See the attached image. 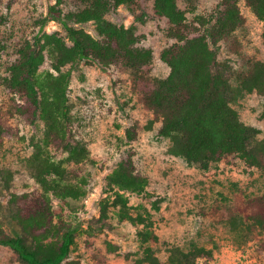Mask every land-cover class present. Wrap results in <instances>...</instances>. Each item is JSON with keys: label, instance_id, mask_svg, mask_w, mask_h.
I'll return each instance as SVG.
<instances>
[{"label": "trees", "instance_id": "16d2710c", "mask_svg": "<svg viewBox=\"0 0 264 264\" xmlns=\"http://www.w3.org/2000/svg\"><path fill=\"white\" fill-rule=\"evenodd\" d=\"M65 1L81 7L65 12L62 7ZM186 1L191 4L194 0ZM241 1L220 0L211 18L206 21L197 18V22L207 23L202 31L188 20L178 0H154L153 14L167 20L166 35L174 40L160 54L170 68L166 78L151 76L153 50L137 47L136 26L107 19L112 9L125 6L137 7L142 20L147 15L145 0H55L49 5L37 34L17 46V57L8 67L6 83L8 91L15 96L8 107L9 113L19 115L30 125L41 121L44 126L43 135L34 142L29 158L40 189L13 194L12 232L0 222V245L11 248L24 264H81L70 259L78 229L56 216L52 202V197L80 199L87 193V178L79 167L89 159L90 153L75 135L68 92L71 71L64 70L80 60L131 70L132 88L152 113L145 128L151 129L159 123L158 134L170 139L171 155L202 170L235 156L246 166L264 171V137L256 142L261 131L244 123L231 105L235 94L229 78L231 66L217 64L216 48L221 42L238 50L235 32L246 23ZM243 1L263 22L264 42V0ZM51 21L60 24L66 35L47 31L46 25ZM89 23L95 26L96 35L86 29ZM47 58L51 67L42 70ZM240 78L242 89L256 91L263 98L264 114V61L242 57ZM139 129L137 123L126 129L130 142L137 139ZM18 134V127L0 116V145ZM134 156V151L128 152L107 176V195L100 201V221L108 225L114 213L118 220L140 227L137 231L142 246L140 262L164 264L151 245L159 241L151 214L133 212L126 195L127 192L142 194L149 184ZM236 198L241 205L230 210L229 215L233 219L237 212L241 213L244 227L261 233L259 250L264 254V194L253 197L238 194ZM146 199L153 209H159V200ZM212 255L213 251L204 246L193 245L187 251L174 247L170 249L167 264H196Z\"/></svg>", "mask_w": 264, "mask_h": 264}, {"label": "rangeland", "instance_id": "374dc122", "mask_svg": "<svg viewBox=\"0 0 264 264\" xmlns=\"http://www.w3.org/2000/svg\"><path fill=\"white\" fill-rule=\"evenodd\" d=\"M53 3L55 0H0V116L19 129L18 136L0 145V222L8 232H12L13 194L40 189L29 158L34 142L42 137L44 130L41 121L30 125L19 115L9 113L8 107L15 96L7 89L8 67L17 57V46L40 30ZM153 4L154 0H145L147 15L142 20L137 7L125 6L112 9L107 19L125 26L135 25L137 47L153 50L151 76L166 78L170 68L160 54L174 40L166 35L167 20L153 14ZM178 4L188 20L204 31L207 23L201 24L197 18L205 21L211 18L220 0H194L191 4L178 0ZM240 6L246 23L235 32L238 50L221 42L216 48L217 64L231 66L229 78L235 89L231 105L244 123L261 131L255 140L258 142L264 137L263 98L256 91L241 88L240 61L244 56L264 61L263 22L245 1ZM62 7L69 12L81 6L65 1ZM85 27L96 35L93 24ZM46 29L66 35L55 21L49 22ZM50 67L47 58L42 70ZM64 70L71 71L68 92L75 135L90 153L89 159L79 167L87 178L86 195L66 200L52 197L56 216L78 229L70 259L81 264H142V246L137 239L140 227L118 220L114 213L108 225L100 221V201L107 195L106 178L132 150L136 165L148 176L149 184L142 194L127 192L126 195L133 212L151 214L159 236V241L151 245L162 263H168L171 248L187 251L198 245L212 250L213 255L209 260L199 259L196 264H264V254L259 250L261 233L248 231L241 213L237 212L233 219L229 215L230 210L241 205L236 195L264 194L262 169L248 167L238 157L229 156L202 170L171 155L170 139L158 134L159 123L151 129L145 128L152 113L132 88L130 69L80 60ZM133 123L140 129L137 139L130 142L126 129ZM147 197L159 200V209H153ZM0 264L24 262L11 248L0 245Z\"/></svg>", "mask_w": 264, "mask_h": 264}]
</instances>
